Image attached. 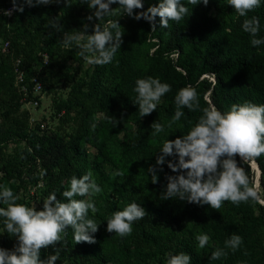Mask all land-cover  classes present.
Here are the masks:
<instances>
[{
  "label": "trees",
  "instance_id": "trees-1",
  "mask_svg": "<svg viewBox=\"0 0 264 264\" xmlns=\"http://www.w3.org/2000/svg\"><path fill=\"white\" fill-rule=\"evenodd\" d=\"M0 3L11 5V0H0ZM143 3L142 10H135L137 14L158 5L159 0H143ZM182 3L187 5V0ZM187 6L189 15L179 24L170 21L166 29L160 28L157 17L153 32L147 21H137L127 15L121 17L118 13L97 20L103 25L108 20L119 19L124 30L123 44L112 63L94 66L95 75L90 78L78 77L82 66L79 50L74 46L64 48L61 39L64 31L83 30L84 20L95 10L80 0H70L69 6L62 2L48 7H25L10 22L0 16V151L11 145L20 151L19 166L5 167L0 185L9 186L20 197L17 202L28 207L36 206L21 197V190L36 188L41 194V207H36L40 211L44 199L52 192L57 199L64 200L62 192L68 189L72 176L79 178L91 172L94 179L97 172H104L107 167L109 173L113 171L108 176L111 193L105 192V207L95 214L89 211V218L100 225L94 234L96 243L76 244L69 227L62 244L56 245L64 261L166 264L167 254L183 252L192 257L191 264H264V205L252 200L238 206L225 202L217 211L208 205L189 204L178 198L163 200L161 193L166 189V177L177 173H172L165 164L163 171L158 172V182L153 184L147 172L155 164L163 142L186 135L198 123L203 108L215 105L221 112H227L233 104L264 105V44L253 47L250 43L253 37L242 29L243 20L255 16L260 22L255 38L264 40V0L248 17H239L227 0H209L207 6L202 3ZM117 7L115 4L112 9ZM51 19L62 26L59 33L49 26ZM92 26L87 34H92ZM7 40L11 42L15 58L23 60L27 85H30L29 97L36 82L47 93L59 85L70 86L66 99L53 100V111L58 117L54 129L40 133L39 128L31 127L30 113L22 108L24 97L15 85L12 59L1 53V46ZM43 55L48 56L47 64ZM39 56L44 63L34 68ZM77 63L78 67L73 68ZM104 77L113 79L110 88L104 85ZM148 77L159 78L172 90L162 98L156 111L141 117L138 106L134 105L135 82ZM188 85L198 92L200 110L182 109L184 116L168 128L176 111L175 96ZM109 118L119 121L116 127ZM137 119L140 122L136 129L128 127L129 122ZM157 121L165 126V132L153 136L150 126ZM88 147L96 152L93 163L89 161ZM236 159L255 185L252 164ZM256 163L261 170L260 184L264 191V155ZM45 172L46 175L41 174ZM117 172L123 175H115ZM11 180L15 181L13 186L9 185ZM132 202L145 209V218L133 224L130 236L120 238L108 233L107 220L112 213ZM0 207L5 205L0 203ZM2 221L0 218L3 231L0 247L12 250L17 243L8 239ZM201 233L211 238L203 249L195 240ZM233 234L243 239L235 252L225 247V241ZM217 248L227 255L211 260ZM46 252L55 254V249H43L41 256Z\"/></svg>",
  "mask_w": 264,
  "mask_h": 264
},
{
  "label": "clouds",
  "instance_id": "clouds-1",
  "mask_svg": "<svg viewBox=\"0 0 264 264\" xmlns=\"http://www.w3.org/2000/svg\"><path fill=\"white\" fill-rule=\"evenodd\" d=\"M62 2L66 6L70 4V0H11L12 8L0 10V14L11 17L14 12L23 13L25 7L59 5ZM80 2L90 10H95L86 17L88 21L94 18L101 21L105 16L118 13L121 17L127 15L137 21H147L153 32L156 31L157 17L160 28L166 29L170 21L179 24L189 15L187 5L195 7L202 3L207 6L209 0H187V5L182 0H159L158 5L149 6L146 11L138 14L135 10L144 8L143 0ZM227 3L239 17H248L249 13L261 6V0H227ZM113 4L118 7L112 9ZM49 26L57 33L62 29L56 19H51ZM242 29L253 37L250 41L253 47L264 44V40L255 38L260 30L257 17L245 18ZM88 31V24L83 25V30L64 31L62 46L66 49L74 46L88 65L105 66L112 63L123 44L124 30L119 19L108 20L103 25L96 23L92 26V34H87ZM203 79L204 76L201 77ZM171 90V86L161 83L159 78L137 79L134 105L138 106L140 116L146 117L156 111L162 98ZM175 105L176 111L168 128L184 116L182 109L187 108L190 112L200 110L196 88L191 85L181 88L175 96ZM202 112L198 123L186 135L163 142L155 164L147 169L153 184L158 182V172L163 171L162 166L165 164L172 173H177L166 177V189L161 193V198H178L189 204L208 205L217 211L225 202L237 206L249 200L264 204L257 186L252 184L247 172L238 165L236 159L239 157L243 163L255 165L256 159L264 155V105L250 102L233 104L227 112H221L215 105H211L203 108ZM109 121L113 127L119 123L115 118H109ZM150 127L153 136L165 132V126L158 121L153 122ZM41 174L46 175V172ZM115 175L123 173L117 172ZM101 192L102 188L92 178L91 172L79 178L72 176L68 181V189L62 192L64 200L57 199L56 193L52 192L44 199L43 209L37 211L36 207L18 203L20 197L9 186L0 185V203L5 205L0 207L4 231L9 237L17 238V245L12 250L0 247V264H56L60 258V249L56 245L62 244L69 227L73 230L76 244L96 243L94 234L100 225L89 218V211L93 214L98 212L93 197ZM146 215L139 203L132 202L123 210L112 213L107 220L106 230L120 238L130 236L133 224L143 220ZM210 239L209 235L203 233L195 236L200 249L205 248ZM242 243V237L233 234L225 241V247L235 252ZM49 247L55 249V254L49 255L46 260L41 259L42 250ZM226 255V252L217 248L210 259L219 260ZM191 260L192 257L183 252L175 255L169 253L166 256V264H191Z\"/></svg>",
  "mask_w": 264,
  "mask_h": 264
},
{
  "label": "rangeland",
  "instance_id": "rangeland-1",
  "mask_svg": "<svg viewBox=\"0 0 264 264\" xmlns=\"http://www.w3.org/2000/svg\"><path fill=\"white\" fill-rule=\"evenodd\" d=\"M53 5V4H51ZM48 5V6H51ZM115 5V4H113ZM111 5V8L113 7ZM45 6V7H48ZM97 20L94 18L92 21L84 20V24L89 25V30H91V26L96 24ZM6 61V60H5ZM2 62L0 58V63ZM43 59L41 56H39L38 62L33 64V67H38L43 64ZM81 71L78 73V77H93L95 75V67L92 65H88L83 58H81ZM78 67V63L73 65V68ZM103 83L106 87H111L113 85V79L111 77H104L103 78ZM30 84V83H29ZM28 86V85H27ZM30 88V85L28 86ZM70 91V86L69 87H64V86H58L52 91V93H47L43 92L42 94H33L31 97H25L23 100V106L22 108L29 111L30 113V123L31 127L33 129L39 128L40 133H43L44 131H50L51 129H54V127L58 123V117L56 116L55 112L53 111V100L54 98H61V99H66L67 95ZM140 122V119L134 120L129 122L128 127L132 129H136L138 123ZM24 145V144H23ZM89 151V161L90 163H93L95 161V155L96 152L93 148L88 147ZM19 148L16 146L11 145L7 149H4L3 151H0V178L4 177V168L5 167H18L19 166V158H18V153H19ZM104 172H97L94 176V179L96 183L102 188V192L93 197V200L96 204V207L98 209V212L101 211L105 207V201L104 198L108 193H111V190L109 189V177H111L112 173H109L110 168L107 167L106 169L103 170ZM253 176L255 180V173L253 171ZM15 184L14 180H11L9 185L13 186ZM36 188L34 187H26L22 188L21 190V197L28 198L29 201L36 207H41L40 203L41 201V194L35 191ZM260 190V191H259ZM257 191L263 196L264 191L263 188L260 184V187L257 188ZM107 194H106V193ZM261 200H264V198H260ZM3 235V231L0 230V237ZM8 239L11 240L13 243H17V238L16 237H9ZM49 253H44L43 256H41V259L46 260L47 257L49 256ZM56 264H71L68 261H64L61 258L56 262Z\"/></svg>",
  "mask_w": 264,
  "mask_h": 264
},
{
  "label": "built area",
  "instance_id": "built-area-1",
  "mask_svg": "<svg viewBox=\"0 0 264 264\" xmlns=\"http://www.w3.org/2000/svg\"><path fill=\"white\" fill-rule=\"evenodd\" d=\"M12 8L11 5H4L3 3H0V10H9ZM18 12H14L11 17H5L2 14H0L1 17L6 19L8 22L12 21L16 16ZM10 23L8 24V27ZM1 53L4 57H9L12 59V69L15 76V85L18 88L20 94L23 95V97H28L30 95L29 88L27 86V76H26V68L23 66V60L21 57H16L13 53V50L11 48V42L10 40L5 41L1 46ZM43 59L45 64L48 62V56L43 55ZM43 93V87L41 83L36 82L32 94H42ZM23 98V100H24Z\"/></svg>",
  "mask_w": 264,
  "mask_h": 264
},
{
  "label": "bare ground",
  "instance_id": "bare-ground-1",
  "mask_svg": "<svg viewBox=\"0 0 264 264\" xmlns=\"http://www.w3.org/2000/svg\"><path fill=\"white\" fill-rule=\"evenodd\" d=\"M252 168H253V171L255 173V185L257 186V188H259L260 187V176H261L260 170H259L258 165L256 163H255V165H252Z\"/></svg>",
  "mask_w": 264,
  "mask_h": 264
},
{
  "label": "water",
  "instance_id": "water-1",
  "mask_svg": "<svg viewBox=\"0 0 264 264\" xmlns=\"http://www.w3.org/2000/svg\"><path fill=\"white\" fill-rule=\"evenodd\" d=\"M207 99L209 100V95L207 96ZM209 102H210V100H209ZM211 103V102H210ZM257 164V163H256ZM258 165V164H257ZM258 168H259V166H258ZM259 170H260V168H259ZM260 173H261V170H260ZM260 183H261V180H260ZM263 205V204H262Z\"/></svg>",
  "mask_w": 264,
  "mask_h": 264
}]
</instances>
